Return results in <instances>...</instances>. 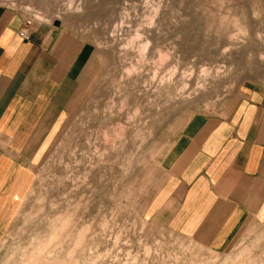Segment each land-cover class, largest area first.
I'll return each instance as SVG.
<instances>
[{"label": "rangeland", "instance_id": "374dc122", "mask_svg": "<svg viewBox=\"0 0 264 264\" xmlns=\"http://www.w3.org/2000/svg\"><path fill=\"white\" fill-rule=\"evenodd\" d=\"M5 13L58 31L79 67L0 264H264V224L214 253L148 219L164 150L264 79V0H0Z\"/></svg>", "mask_w": 264, "mask_h": 264}, {"label": "crops", "instance_id": "0c3cea01", "mask_svg": "<svg viewBox=\"0 0 264 264\" xmlns=\"http://www.w3.org/2000/svg\"><path fill=\"white\" fill-rule=\"evenodd\" d=\"M0 14V237L36 178L40 151L68 114V40L47 26ZM79 67V65H77ZM264 79L241 85L221 111L191 120L163 152L165 180L148 219L223 253L248 225L264 224Z\"/></svg>", "mask_w": 264, "mask_h": 264}, {"label": "built area", "instance_id": "2783aa9c", "mask_svg": "<svg viewBox=\"0 0 264 264\" xmlns=\"http://www.w3.org/2000/svg\"><path fill=\"white\" fill-rule=\"evenodd\" d=\"M33 26L34 25L32 20L30 19L24 20L19 33L20 37L24 40H28ZM263 114H264V107H263Z\"/></svg>", "mask_w": 264, "mask_h": 264}, {"label": "bare ground", "instance_id": "6f19581e", "mask_svg": "<svg viewBox=\"0 0 264 264\" xmlns=\"http://www.w3.org/2000/svg\"><path fill=\"white\" fill-rule=\"evenodd\" d=\"M118 6H119V5H118ZM118 6H117V7H118ZM118 22H119V19H118ZM148 23H149V22H148ZM117 28H118V27H117ZM146 46H147V45H146ZM141 47H143V45H142ZM143 52H144V51H143ZM134 73H135V72H134Z\"/></svg>", "mask_w": 264, "mask_h": 264}]
</instances>
